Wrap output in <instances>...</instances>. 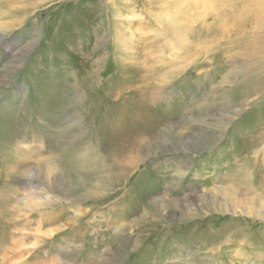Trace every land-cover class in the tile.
Here are the masks:
<instances>
[{"label":"rangeland","instance_id":"obj_1","mask_svg":"<svg viewBox=\"0 0 264 264\" xmlns=\"http://www.w3.org/2000/svg\"><path fill=\"white\" fill-rule=\"evenodd\" d=\"M0 26V264H264V89L237 95L264 0H0ZM78 153L97 202L69 203Z\"/></svg>","mask_w":264,"mask_h":264},{"label":"bare ground","instance_id":"obj_2","mask_svg":"<svg viewBox=\"0 0 264 264\" xmlns=\"http://www.w3.org/2000/svg\"><path fill=\"white\" fill-rule=\"evenodd\" d=\"M178 1H181V0H176V2H178ZM172 11V10H171ZM170 11V12H171ZM163 18H164V21H166V23L167 24H169V27L172 29L173 28V31H177V30H186L185 28L184 29H182L181 27H179V28H176V26H177V23L175 22V19H176V17L174 18V14H171V13H165L164 14V16H163ZM173 18V21L171 22V19ZM180 26V25H179ZM5 27V26H4ZM0 28H1V26H0ZM2 29V28H1ZM120 30V29H119ZM172 31V30H171ZM180 33H181V31H180ZM176 50V49H175ZM174 52V51H173ZM176 52V51H175ZM260 63V62H259ZM254 73H252V76L253 75H256V76H258V78L256 79V78H254V76H253V78L251 79V82L249 83V87H244L243 88V90H242V92H240L239 94H237V95H239V96H247L248 94H253V93H255V92H259V91H263V89H264V64H259V66H256L255 68H254ZM226 93V92H225ZM236 96V91H234L233 93H232V97H233V99H234V97ZM226 97V96H225ZM231 97V95L228 97V98H230ZM65 98H67V97H65ZM65 98L64 97H62V102L63 101H65ZM232 99V98H231ZM234 101V100H233ZM230 103H231V101H230ZM233 104V103H232ZM143 118V117H142ZM48 119V118H47ZM144 119V118H143ZM18 126V125H17ZM144 126V124L142 125V126H140L141 128ZM140 128V129H141ZM151 130V129H150ZM62 133V132H61ZM66 134V133H65ZM62 136V135H61ZM38 138V137H37ZM52 140V139H51ZM71 140V139H70ZM57 141V140H56ZM55 141V142H56ZM66 141V140H65ZM24 142V141H23ZM59 142V141H58ZM67 142V141H66ZM65 142V143H66ZM72 142V141H71ZM63 143V142H62ZM18 145H19V143H17ZM56 145V144H55ZM62 146V145H61ZM64 147H67V146H64ZM57 148V147H56ZM13 150V149H12ZM14 151V150H13ZM43 151V150H42ZM58 151V150H57ZM61 151V150H60ZM78 152V151H77ZM83 152V151H82ZM15 153V152H14ZM79 153H81V152H79ZM78 153V154H79ZM36 154H38V150H35V149H33L32 147H31V145H29V144H22L21 146H18V147H16V155H17V157L18 156H20V157H28V156H32V155H36ZM74 154V153H73ZM15 155V154H14ZM53 157H54V155H52ZM74 157H77V159L76 158H74ZM79 157V158H78ZM88 155H82V154H79V156H72L71 155V157H70V160H68V162H69V164H67L68 166H67V169L65 168V169H63L64 171H66V175H67V177H68V180H69V178L71 179V180H73L74 182L73 183H71V184H74V183H76L77 185H76V187H75V190H76V188H81L80 190H78V194L77 195H71L70 196V198L68 197V200H69V203H70V201H73V200H75L76 202H80V200H81V198H88V197H91V199L92 200H96L95 198H96V195H95V192H94V189H95V187H96V185L95 184H93L92 182H91V180H90V178H88V177H91L92 175H91V167L90 168H88V167H86V165L88 164ZM96 157L97 156H94V160L93 161H91L92 163H93V165L95 164V162H96ZM71 158H72V160H71ZM75 160H74V159ZM18 160V159H17ZM71 168V169H70ZM47 169V168H46ZM96 169V168H95ZM95 169H94V171H95ZM69 170H70V172H69ZM106 170V169H105ZM72 171V172H71ZM96 172V171H95ZM65 173V172H64ZM82 173H84V174H86V175H83L82 176ZM104 174H106V176H101L103 179V181L105 182V180L106 179H108V175H107V173H104ZM103 174V175H104ZM64 176V175H63ZM85 176H88V177H85ZM66 180V179H65ZM103 182V183H104ZM102 183V184H103ZM264 183V182H263ZM70 184V185H71ZM102 184H100L101 186H102ZM73 186H75V185H73ZM72 186V187H73ZM97 187H99V186H97ZM263 188H264V186H263ZM65 189V188H64ZM69 189V188H68ZM98 190V189H97ZM97 190H96V192H97ZM69 191V190H68ZM99 191V190H98ZM101 191V190H100ZM63 192H64V190H63ZM65 194H68V193H65ZM70 194V193H69ZM204 195V194H203ZM230 195H233V194H228V196H230ZM63 196H59V199L58 200H60V198H62ZM63 199V198H62ZM55 200V199H54ZM91 200V201H92ZM55 202V201H54ZM95 202H97V201H95ZM48 203V202H47ZM50 205L52 204V202L50 201V203H49ZM48 204V205H49ZM155 212L157 213L158 212V207L156 206V209H155ZM124 214L125 215H128L129 213H127V212H124ZM263 215H264V213H263ZM155 216V215H154ZM139 219L141 220V221H143V217H139ZM263 248V247H262ZM261 249V248H260ZM64 253V252H63ZM262 261V260H261Z\"/></svg>","mask_w":264,"mask_h":264}]
</instances>
